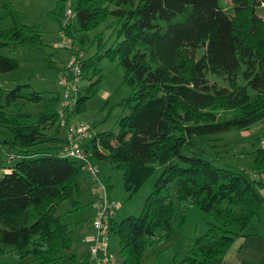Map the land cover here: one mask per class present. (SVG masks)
Instances as JSON below:
<instances>
[{"label": "trees", "instance_id": "16d2710c", "mask_svg": "<svg viewBox=\"0 0 264 264\" xmlns=\"http://www.w3.org/2000/svg\"><path fill=\"white\" fill-rule=\"evenodd\" d=\"M68 4L76 17L67 22ZM12 14L14 28L0 36L15 44L42 43L35 25ZM47 17L71 41L81 80L90 72L97 79L85 96L78 95L73 111L49 109L36 122L18 118L0 104V129L6 126L13 136L0 144H8L17 159L13 167H0V246H12L35 264L65 260L71 238L58 206L70 202L80 207L79 176L86 169L62 155L66 128L102 79L95 58L82 55L75 33L106 25L99 37L110 30L114 42L104 57L120 61L133 88L130 113L119 119V133L90 134L82 147L93 163L109 162L122 170L131 193L157 166L164 168L140 216L119 223L110 219L109 234L120 239L122 264H141L148 248L184 229L189 207L210 215L211 227L194 239L186 258L176 256L172 264H219L237 238L255 232L263 213L259 189L264 180H252V175L264 173V147L256 145L251 171L220 168L183 150L187 145L198 149L199 141L209 136L247 132L264 122V0H60ZM18 66L17 60L0 57L1 73ZM23 88L7 92L8 106L25 97ZM32 96L27 100L43 99L35 91ZM67 264L96 261L90 252L83 257L75 253Z\"/></svg>", "mask_w": 264, "mask_h": 264}, {"label": "rangeland", "instance_id": "374dc122", "mask_svg": "<svg viewBox=\"0 0 264 264\" xmlns=\"http://www.w3.org/2000/svg\"><path fill=\"white\" fill-rule=\"evenodd\" d=\"M58 0H50L46 6L42 0H0V32H7L14 28L13 13L25 25H35L40 34L42 43L37 46L15 44V42L0 36V57L5 56L18 61V68L8 73L0 72V104L10 114L18 118L27 116L26 121L36 122L42 113L51 109L61 111L63 106V94L65 87L61 84L66 75L65 69L73 59L71 45L68 38L60 34L58 23L49 17L57 7ZM57 2V4H56ZM230 3V0H226ZM112 21L109 22L111 24ZM106 25L89 32L75 33L78 39V47L86 59L95 58L102 79L97 93L91 97L82 112L71 118V125L84 123L91 128V135L103 132L119 133L118 121L121 117L130 113L129 99L133 95V88L125 81V72L118 59L111 60L104 57L107 49L113 42L110 38V30L99 37ZM78 29V27H77ZM82 36L87 38L82 42ZM34 37V36H33ZM97 78L93 73H87L78 83L77 96H85L86 89ZM23 86L22 93L25 97L15 100L11 106L7 105L6 94L8 91ZM40 93L42 101H29L26 96L33 97V92ZM59 98V100H57ZM5 128H1L3 134L0 141L9 138L12 134ZM65 131L62 132L64 137ZM263 134L259 138H264ZM258 137V136H257ZM256 137L250 138L243 132L230 131L222 135H213L201 139L198 149L185 146L184 155H192L194 151L205 159L212 161L215 166L234 171H251L254 167V146ZM257 143V141L255 142ZM253 144V146L251 145ZM17 164L8 144H0V167H13ZM99 168L100 181L107 187L108 197L116 204L114 219L122 222L130 216L138 217L144 210L148 197L156 191L164 168L157 166L149 179L138 189L131 193L126 188V182L122 170L114 168L109 162L94 161ZM80 165V164H79ZM96 179L87 169L81 171L79 176L80 194L77 199L80 207L75 209L70 202H64L58 206V213L62 216L63 223L69 225L71 238L70 248L63 255L65 260L60 264H67L68 258L73 254L83 257L87 253V245L94 244L98 231L94 224L102 206H104L103 193ZM164 191V190H163ZM259 191L264 198V186ZM175 208H180L179 201L173 196ZM185 206V205H183ZM188 208L187 206H185ZM264 211V209H263ZM264 216V212L262 216ZM212 218L197 207H189L185 228L176 232L167 239L148 248L141 264H172L176 256L179 260L186 258L195 238L207 233L211 227ZM159 232L158 236H161ZM109 256L122 264L120 258V239L115 234L109 237ZM67 257V258H66ZM0 264H35L33 257H21L20 253L13 252L10 245L0 246Z\"/></svg>", "mask_w": 264, "mask_h": 264}, {"label": "built area", "instance_id": "2783aa9c", "mask_svg": "<svg viewBox=\"0 0 264 264\" xmlns=\"http://www.w3.org/2000/svg\"><path fill=\"white\" fill-rule=\"evenodd\" d=\"M66 15L67 22L76 17L71 8V4H68L67 6ZM68 43L71 44V41L69 40ZM68 66L72 67L73 70H70V72H66V76L63 77L61 81V84L66 89L63 94L64 102L62 107L64 111L71 112L74 110V107L77 103L78 83L81 80L82 71L81 68L76 64V57H73ZM90 134L91 128L84 123H78L67 127V143L63 148L62 155L69 159L80 161L89 171V173L96 179L95 181L99 185V187L104 190V206H102V208L100 209V212L94 224L95 228L98 231V235L94 239V244L90 248L91 256L95 259L96 264H120L116 260L111 259L109 256V222L116 213V204L110 202L107 194V189L100 181L99 168L89 159V154L82 147V143L86 138L90 136ZM252 180H264V173L253 174Z\"/></svg>", "mask_w": 264, "mask_h": 264}, {"label": "crops", "instance_id": "0c3cea01", "mask_svg": "<svg viewBox=\"0 0 264 264\" xmlns=\"http://www.w3.org/2000/svg\"><path fill=\"white\" fill-rule=\"evenodd\" d=\"M42 1L46 6L50 5V0ZM260 134H263L264 137V122L247 132H243L246 137H256L257 143H255L256 141L253 142L254 146L259 144L264 147V138L260 139ZM253 144L251 145L253 146ZM254 230L255 232L250 236L237 238L225 256L219 261V264H264V216L256 221ZM92 240L94 238H90V241ZM91 244L88 241L87 253L84 256L90 252Z\"/></svg>", "mask_w": 264, "mask_h": 264}]
</instances>
